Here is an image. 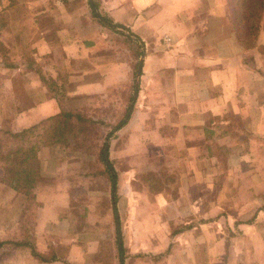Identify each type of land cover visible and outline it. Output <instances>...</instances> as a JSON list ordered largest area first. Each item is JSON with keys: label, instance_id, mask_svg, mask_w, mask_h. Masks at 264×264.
I'll list each match as a JSON object with an SVG mask.
<instances>
[{"label": "crops", "instance_id": "crops-1", "mask_svg": "<svg viewBox=\"0 0 264 264\" xmlns=\"http://www.w3.org/2000/svg\"><path fill=\"white\" fill-rule=\"evenodd\" d=\"M39 1L29 2L30 9H40L32 14L30 24L20 12L28 2L2 1L1 11L12 16L3 20L0 30L5 34L7 28L15 29L17 43H1L3 49L16 50L20 57L31 43L29 53L39 57L51 82L42 89V97L40 90L37 95V79L30 66L19 65L15 73L4 69L0 98L7 108L3 113H12V121H26L20 127H28L58 114L61 97L90 95L109 87L116 72L117 77L120 74V66L116 67L120 60H114L120 45L112 35L125 30L145 49L140 66L145 80L135 96V113H139L138 104H143L152 107L144 116L152 112L157 116L153 131H145V145L161 146V152L174 154L169 165L175 181L171 175L164 181L167 191L154 199L150 193L140 194L141 201L157 204L159 210L152 208L154 216L171 215L165 204L176 200L171 197L174 187L178 200L191 202L179 213L181 218L193 217L190 222L194 223L186 222L185 228L169 232L170 242L160 256L168 255L176 243L186 254L165 257L169 264H264V9L255 43L247 48L236 34L228 0ZM96 1L99 14L108 17L104 18L111 27L93 16L90 2ZM84 6L89 9L87 14L79 12ZM71 62L74 74L68 70ZM110 63L112 69L107 66ZM51 149L43 147L39 153ZM218 150L227 153L226 160L220 159ZM49 164L55 168L50 175L58 181L67 184L71 180L67 168H61L66 162ZM66 193L37 186L34 195L42 207L35 234L44 236L47 245L54 238L65 241L69 246L66 264H79L81 247L73 236L68 212L62 211L65 206L58 203ZM5 196L21 197L9 182L0 183V205ZM112 213L120 258L124 229L118 210L117 215L113 209ZM11 239L5 241H18ZM149 239L154 241L152 235ZM227 249L235 251V257H226ZM20 253L25 254L23 258ZM39 253L35 260L19 251L16 258L3 263L64 264L54 256L41 259L45 250Z\"/></svg>", "mask_w": 264, "mask_h": 264}, {"label": "rangeland", "instance_id": "rangeland-1", "mask_svg": "<svg viewBox=\"0 0 264 264\" xmlns=\"http://www.w3.org/2000/svg\"><path fill=\"white\" fill-rule=\"evenodd\" d=\"M2 1L0 0V26L4 19L7 21L12 16L10 12L1 11L3 9ZM21 1L28 2L27 8H23L20 12L24 13V18L27 19L26 24H30L34 18L32 14L34 12L38 13L40 9L37 10V7L33 9L29 8V4L33 0ZM228 1L233 6L234 18L237 15V9L243 8V11L240 12L243 15L238 17L243 18L246 16L245 19L247 21L251 19L250 11H254L255 5H248L246 2L242 3V0ZM258 1L264 3V0ZM98 6L99 2L96 1L97 10L100 13ZM250 6L253 8H250ZM87 11L89 9L85 10V6L84 10L79 9L81 14H87ZM234 24L237 34L236 22ZM241 24L242 26H239V28L242 30L244 28L243 25H245L247 30V35L243 34V40L241 41L249 48L255 43L256 35L249 31L245 21H241ZM1 31L0 76L5 75L4 69H9V73H15L19 65L26 66L27 64L35 73L31 74L35 75L34 77L37 79V95H39L40 90L43 97L42 89L46 88V85H50L51 80L48 73L44 72L43 65L41 66V61L38 59L39 57L34 58L29 53L32 51L30 48L31 43L24 50L23 54L25 56L23 57L21 55L20 57L18 51L5 50L2 48L1 43V40H7L11 46H13V43H17L14 38L16 30L9 31L7 28L5 34ZM113 33L112 38L114 42L120 45L117 50V52H120L114 58L116 61L120 60V65L116 64V67L120 66V74L118 77L116 72V78L110 83V86L94 94L66 98L64 96L59 99L60 112L86 111V117L92 118L93 123L84 125V132L82 133L84 138L83 144L79 147L70 144L68 148H65L60 143H52L50 145L40 144L37 138V144H39L37 160L33 164V167L37 168L38 171L37 184L33 195L37 186L44 189L52 186L56 190L61 191L64 189L68 193H66L64 201L59 200L58 203L63 204L59 206H65L62 211L64 213L66 211L65 214L68 212V219L73 227L71 229L74 230L72 231L73 236L81 247L80 249L82 251L77 259L79 264H119L120 252L118 250V237L112 213L111 188L106 175L103 173L104 166L98 160V156L106 134L110 131L111 127L122 119L129 98L133 93V86L137 84L140 89L141 80H145L143 77L145 74L141 71L140 73L137 72L141 66V62H143L145 49L143 45L134 41L131 35L125 30L121 29ZM27 43H29L28 40ZM27 43L25 41V44ZM33 62L34 64H32ZM111 64H107L109 69H112ZM68 68L69 72L74 74L75 67L73 62L70 63ZM33 75H30V80H33ZM56 97L58 98L59 96L56 95ZM39 100L37 98V101ZM136 101L135 99L133 106L134 115H131V113L128 116L129 119L125 127L109 141V158L113 162L118 176L117 210L124 229L122 236V257L125 260V264H169L165 261V257H173L178 254L180 257H184L186 254L185 250L181 248L177 249L176 243H174L171 245L168 255L160 256V254L165 252L167 243L170 242L169 232L172 233L175 230L185 228L187 224L194 223L190 222L193 217L187 216L181 218L179 213L182 209L185 211V208L191 202H185L182 199L178 200L179 194L174 192V184V186L170 185L171 188L174 187L173 191H171V197H173V200H176L174 202L167 201L165 204V211H170V216H154L152 208L156 211L159 210L157 204L155 202L146 203L141 201L140 194L150 193V197L154 199L160 192H164L166 188L168 189L164 181L171 178V175L174 176L175 181V175L172 174L169 165L174 159V154H169L167 151L161 152V146H158L157 149H155V145L149 148L146 147L145 131L151 129L153 131L156 127L155 124H157L155 121L157 116H154L153 112L149 114V117L144 116V114L152 110V107H146L143 104L142 106L138 104L137 112L139 113H135ZM2 103L4 104L3 99L0 98V143L2 142V147H6L10 146L11 142L6 141L7 135L4 133H18L34 125L20 127L23 124L25 125L26 121L20 123L12 121L11 119H14V116H12V113H3L2 110L3 108H7V105L4 106ZM25 107H29V105ZM58 114L42 119L36 123L35 125L38 126L37 134L42 132L43 123L54 116H58ZM71 125L76 126L75 120L71 121ZM76 127L77 134H80L81 127ZM17 141L12 140L14 143ZM43 147H52L51 152H41L40 154L39 152ZM218 154L221 160H226L227 153L218 150ZM50 162L55 164L58 162L59 165L66 162V166H61V168L62 170L67 168L71 176V180L67 184L66 182H62L61 179L58 181L55 176L50 175V172L55 169H51ZM0 183L7 185V177H4ZM1 191L4 192L5 189ZM20 196L17 200L5 196V204L0 205V242H5L2 246L4 248H0V264H5L3 261L11 260L10 258H16L18 256L17 252L19 251L26 252V257L27 254L30 257L33 256L30 248L16 246V242L14 241H5V239L11 238L13 240L18 239V242H25L26 244L35 246V251L40 256L39 250H45L47 254L43 255V258H51L54 256L66 264L69 260L66 254L69 246L65 241L60 238H57V240L54 238L47 245V240L43 238L44 236H37L35 234L37 212L42 207L41 203L38 199L36 201L35 195L34 199ZM59 196L61 197V193ZM52 203L54 202L52 201ZM133 210L136 212L134 215L132 213ZM151 235L154 237V241L149 239ZM46 245L48 247H45ZM152 245L155 246L151 247ZM48 248L49 253L47 251ZM231 254H234L233 256L235 257L236 252L234 251L233 253L232 250L228 251L227 249L225 256L229 257ZM20 255L23 258L25 254L20 253ZM33 258L35 260L39 259L35 256Z\"/></svg>", "mask_w": 264, "mask_h": 264}, {"label": "trees", "instance_id": "trees-1", "mask_svg": "<svg viewBox=\"0 0 264 264\" xmlns=\"http://www.w3.org/2000/svg\"><path fill=\"white\" fill-rule=\"evenodd\" d=\"M14 2V0H11ZM246 2L248 5H255L254 11L251 12V19L247 21L245 17L240 18L243 14V8L237 9V15L234 18L236 22L237 36L243 38V34L247 35V30L245 25L241 30L239 26H242L241 21H245L250 32L257 35L259 31V21L264 9V3L258 0H242V3ZM90 7L92 9L93 16L98 19L104 26L111 27L109 21L102 17L96 7L94 2H90ZM252 6H250L251 8ZM253 8V7H252ZM247 9V7H246ZM240 13V14H239ZM243 13V12H242ZM240 16V17H238ZM237 19V20H236ZM250 24V25H248ZM252 35V33H251ZM241 41V40H239ZM242 45L246 47V44L242 42ZM138 68V66H137ZM140 68V67H139ZM138 68L137 72L140 73ZM138 93V85L133 86V93L129 98L128 105L125 109L122 119H120L110 131L106 134L104 142L99 150L98 160L104 166V174L106 175L110 188H111V199H112V209L114 214L117 215V191H118V176L116 170L113 166V162L109 158V141L116 135L121 129L125 127L128 122L130 114L132 113L135 96ZM86 111H62L58 116H54L43 123V130L40 134H37V125L30 128H26L18 133H4L7 138L6 141H10L11 145L2 147L0 143V182L7 177L9 186L16 191L19 195L24 197L34 198L33 192L37 184L38 171L37 168L33 167V164L37 160V149L39 144H37V138L40 144L50 145L52 143H60L61 146L68 148L70 144L79 147L83 144L84 125H90L93 123L92 118L86 117ZM75 120L76 126L81 127V133L77 134V127L71 125V121ZM1 133V130H0ZM34 139V140H32ZM12 140H18L16 143ZM27 145V146H26ZM115 222H118V217H115ZM5 242H0V248ZM16 246H25L31 249V253L35 257H40L35 251V246L26 244L25 242H16ZM122 251V248L120 249ZM45 259V258H41ZM119 264H124V259L119 258Z\"/></svg>", "mask_w": 264, "mask_h": 264}]
</instances>
